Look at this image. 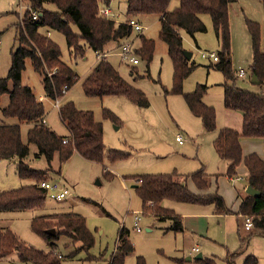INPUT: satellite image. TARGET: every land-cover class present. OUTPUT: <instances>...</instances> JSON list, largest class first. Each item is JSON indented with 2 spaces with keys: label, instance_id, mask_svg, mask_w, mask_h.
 I'll list each match as a JSON object with an SVG mask.
<instances>
[{
  "label": "rangeland",
  "instance_id": "rangeland-1",
  "mask_svg": "<svg viewBox=\"0 0 264 264\" xmlns=\"http://www.w3.org/2000/svg\"><path fill=\"white\" fill-rule=\"evenodd\" d=\"M127 0H109L107 5L112 10V19L123 22L126 18L134 19L143 28L142 33L132 32L129 36L135 47L140 45L139 36L154 40L152 58L147 63L140 56L138 64L121 63L113 55L109 56L120 75L132 86L140 89L146 96L149 106L139 108L124 96L87 97L82 89V82L97 62V54L85 47L82 57L69 52L64 36L57 31H48L49 37L59 46L61 60L78 75L77 81L57 97L59 104L72 101L76 108L89 110L96 121L102 125L103 143L106 149L122 150L129 154L124 160L109 162L105 156L101 163L82 158L75 152L69 160L59 164L55 156L47 165L43 158L35 159L36 149L30 146L27 162L34 169L46 172V179L60 181L67 189L65 198L60 201L46 197L41 209L17 212H0V231L10 228L22 241L37 249L46 250L47 243L31 230L30 222L35 216L53 213H77L85 218L86 227L92 233L94 245L87 251L75 252L77 244L61 235L57 240V252L63 256V264H109L110 256L115 252L117 235L121 225L129 230V241L133 252L125 257L124 264H138L141 257L145 264H197L194 257L201 253L203 257H214L217 264H228L226 255L239 250L238 234L247 236L249 231L243 225L237 229L235 216L213 214L211 205L177 203L164 200L163 206L172 208L182 219L188 214L205 213L199 224L187 223V229L173 232L167 228L170 220H158L151 214H142L141 201L136 194L132 180L126 176L138 174H165L172 171L186 175L203 168L210 178L208 193L218 192L229 207H232L236 191L240 192L245 181H230L223 175L226 172L225 161L215 154L212 141L222 128L239 130L241 115L226 110L223 106L224 78L214 69L212 58L202 54L214 53L219 44L214 36L209 15L200 14L206 25V31L190 37L181 31L183 48L192 53L191 60L195 68L182 82V92L189 93L198 85L207 86L202 98L203 103L212 106L216 114V130L205 132L201 121L194 116L180 94L171 93L173 87V64L167 53L166 44L159 39V18L154 14L126 16ZM19 3L22 7L19 8ZM172 0L170 8L178 5ZM106 5H100L102 8ZM28 2L21 0H0V78L6 77L10 67V51L15 48L14 25L20 23L27 10ZM230 29L231 69L236 76L238 87L264 96V86L250 81L252 65L251 39L246 26V19L257 22L262 32L261 46L264 49V9L259 0H233L228 5ZM76 31V27L73 26ZM41 32L46 33L45 29ZM84 44L83 40L80 42ZM114 42L106 45L113 47ZM105 50V48H104ZM123 62V61H122ZM131 69L133 73L131 74ZM243 71V77L236 73ZM47 73H49L47 71ZM137 73V74H135ZM42 77L26 60L21 73V83L29 86L43 102L45 119L48 126L58 135H67L65 126L57 115L54 100L43 97ZM11 89V83L8 84ZM62 98V100H61ZM7 94L0 96V124H13V118H4L2 109L7 106ZM108 110L117 117V123L105 118ZM29 125H21L22 140L26 142ZM176 136H181L184 143L179 145ZM243 152L263 155L262 140L242 138ZM203 166V167H201ZM108 171L114 175L112 180L105 177ZM240 178L242 175L237 173ZM45 179V180H46ZM234 179V178H233ZM179 181H183L180 178ZM217 181V183H216ZM31 180H21L16 174L15 165L0 162V191L30 184ZM190 191L197 192L190 180ZM187 214V215H186ZM140 220L135 223L134 217ZM204 219V220H202ZM244 223V218L242 216ZM136 226L140 229L135 230ZM148 229V230H147ZM202 230V231H200ZM203 232V233H202ZM202 234V235H200ZM197 247L198 252L191 251ZM253 254L258 264H264V238L252 237L243 253L236 257L235 264H242L243 259ZM190 257V261L186 258ZM180 261V262H179ZM0 264H24L18 261L16 253L0 260ZM26 264V263H25Z\"/></svg>",
  "mask_w": 264,
  "mask_h": 264
},
{
  "label": "trees",
  "instance_id": "trees-1",
  "mask_svg": "<svg viewBox=\"0 0 264 264\" xmlns=\"http://www.w3.org/2000/svg\"><path fill=\"white\" fill-rule=\"evenodd\" d=\"M28 7L20 23L14 25L16 43L10 51V67L6 77L0 78V96L7 94L9 102L1 113L4 118L16 120L13 124H0V161L15 162L16 174L21 180H31L30 184L0 191V212H17L41 209L46 201V191L39 183L46 179V172L34 169L27 159L30 146L35 147L34 158H43L49 165L54 156L59 164L70 159L76 152L82 158L101 163L103 156L109 162L124 160L129 154L116 149H106L103 143L102 125L89 110L75 107L72 101L59 105L58 115L68 135L60 136L43 123L45 111L43 102L37 99L29 86L21 83V73L26 60L41 77L45 96L54 100L62 94V89L69 90L78 79L77 73L61 60L59 46L41 29L57 31L64 36L69 52L82 57L85 47L96 54L104 52L110 42H117L129 37L133 29L126 21L99 15L101 4L106 6L109 0H26ZM25 1V2H26ZM172 0H127L126 16L154 14L158 16L160 28L158 37L167 46V53L173 64V87L171 93L183 96L190 112L201 121L205 132L216 130V114L212 106L203 103L202 98L207 86L198 85L189 93L182 92V82L195 68L192 60L184 56L181 31L194 39L197 33L206 31V25L200 14L209 15L214 36L219 44L216 52L217 61L212 65L223 75V106L230 112L241 115L239 130L220 129L213 140L217 156L227 162L224 175L237 176V167L243 164L246 186L258 191V195L244 193L238 209L233 212L224 198L216 191L208 193L210 178L203 168L182 175L174 171L165 174H138L126 176L132 180L137 196L141 201L142 214H151L158 220H170L167 228L173 232H182L180 215L163 206L164 200L177 203L211 205L214 214L235 213L249 216L252 231L245 237L239 236V250L232 257L243 253L253 235L264 236V160L256 153L243 156L240 141L242 138H259L264 147V96L236 85V76L231 69L230 29L228 5L233 0H177L170 8ZM264 9V0H259ZM105 7V6H104ZM38 16L32 19L30 11ZM76 27V31L73 29ZM246 26L251 39L252 65L250 76L258 80V86H264V49L261 46L262 32L257 22L246 19ZM83 40L84 44L80 42ZM140 45L134 48L136 57L150 62L154 51V40L139 36ZM192 57V56H191ZM47 71L49 73H47ZM133 70L131 69V74ZM137 74V73H135ZM251 79V78H250ZM11 83V89L8 84ZM82 89L87 97L124 96L139 108L149 106L148 99L140 89L126 81L108 57L98 59L96 65L82 82ZM105 118L117 123V117L105 110ZM29 125L26 142L22 140L21 125ZM66 140L65 143L63 141ZM104 175L112 180L114 175L108 171ZM183 178V181H179ZM190 180L197 192L187 186ZM33 232L46 243L47 249L40 250L22 241L11 229L0 231V260L16 253L18 261L26 264H63V256L57 252V240L61 235L68 237L77 246L78 251L89 250L94 245L92 233L88 230L85 218L77 213H56L33 217L30 222ZM54 230V233L47 231ZM129 230L120 226L115 252L110 256L109 264H124L125 257L133 252L129 241ZM138 264H145L137 257ZM180 262V261H179ZM197 264H217L214 257L195 259ZM242 264H258L253 255H247Z\"/></svg>",
  "mask_w": 264,
  "mask_h": 264
},
{
  "label": "built area",
  "instance_id": "built-area-1",
  "mask_svg": "<svg viewBox=\"0 0 264 264\" xmlns=\"http://www.w3.org/2000/svg\"><path fill=\"white\" fill-rule=\"evenodd\" d=\"M21 1H26V0H21ZM22 7V4L19 3V8ZM27 9H29V7H27ZM99 15L102 17H107L108 18V10L107 9H103L99 7ZM30 15L32 17V19H36L38 14L36 11L31 10L30 11ZM127 25H129L132 29L133 32H137V33H142L144 28L137 23L134 19H127L125 20ZM134 46L132 44L131 41H124L123 43L120 44L119 50H118V55L120 56L121 60L123 62H126L128 64L131 65H136L138 64V60L134 54ZM108 53H101V54H97L98 59L100 58H104V57H108ZM203 57H210L212 58L213 61H217V57L214 53H209V54H202ZM237 77H243L244 73L242 70H240L239 72L236 73ZM65 91V88L62 89V92ZM59 101L60 99L55 98L54 99V106L59 109ZM43 123L44 120H43ZM176 141L179 142L180 144L183 143V139L181 136H177L176 137ZM66 140L63 141V143H65ZM40 187L43 188L46 191V195L53 200L56 201H60L63 198H65L66 194H67V189L63 188V185L60 183V181L58 180H54V179H46V180H42L39 183ZM244 218V228L246 230H251L252 229V220L251 217L249 216H243ZM140 220L139 216H135L134 217V222L137 223ZM122 226V225H121ZM135 230L137 232L140 231V229L138 228V226H136ZM195 251H197V249H195Z\"/></svg>",
  "mask_w": 264,
  "mask_h": 264
},
{
  "label": "crops",
  "instance_id": "crops-1",
  "mask_svg": "<svg viewBox=\"0 0 264 264\" xmlns=\"http://www.w3.org/2000/svg\"><path fill=\"white\" fill-rule=\"evenodd\" d=\"M101 8V7H100ZM103 9H107L108 10V18H111L112 19V16L110 15V14H112V10H110V8H108L107 6L106 7H102ZM128 18H126L125 20H127ZM118 22V21H117ZM44 33V32H43ZM46 34L48 35L49 34V32H46ZM49 36V35H48ZM133 41V40H130V38L129 37H127V38H124V39H122V40H119V41H117V42H114L115 43V45H113V47L112 46H110L109 47V49H106V47H105V50H104V53H108L109 55H108V58H109V56L110 55H113V57H115V58H117L118 60H119V62H121V63H124V62H122V60H121V58H120V56L118 55V50H119V47H120V44L121 43H123L124 41ZM109 44V43H108ZM107 44V45H108ZM132 44H133V42H132ZM133 46H134V44H133ZM135 47V46H134ZM97 61H98V57H97ZM97 63V62H96ZM96 65V64H95ZM94 65V66H95ZM93 66V67H94ZM44 93V92H43ZM43 97H45V98H47L46 96H45V94H43ZM37 99L39 100V101H41V97H37ZM61 100H62V98H61ZM233 113H237V114H239L238 112H233ZM57 115H58V109H57ZM240 115V114H239ZM59 116V115H58ZM45 117V116H44ZM241 117V116H240ZM44 122H45V124L48 126V124H47V121H46V119L44 118ZM241 127V126H240ZM66 129V128H65ZM236 129V128H235ZM240 129V128H239ZM67 135H68V132H67ZM61 136H63V135H61ZM177 137V136H176ZM246 139V138H245ZM213 142V141H212ZM183 143H184V141H183ZM182 143V144H183ZM178 144L179 145H182V144H180L179 142H178ZM240 145H241V149H242V154H243V156H246V155H248V154H246L245 152H243V145H242V142L240 141ZM261 145H262V148H263V151H264V147H263V142L261 143ZM76 153V152H75ZM77 154V153H76ZM215 154H216V152H215ZM250 154V153H249ZM77 155H79V154H77ZM217 155V154H216ZM258 155V154H257ZM56 156V155H55ZM54 156V157H55ZM262 160H264V152H263V155L262 154H259L258 155ZM57 157V156H56ZM219 158V157H218ZM54 159V158H53ZM220 159V158H219ZM58 160V159H57ZM1 162V161H0ZM3 162H7V163H11V164H13V165H15V162H8V161H3ZM221 162H224V161H222L221 160ZM225 164H226V169H227V166H228V164H227V162H225ZM15 167H16V165H15ZM201 167H203V166H201ZM246 169H245V167H244V165L243 164H240L238 167H237V173L239 174V175H242V177L240 178L239 176H236V177H228V176H226V175H224L225 176V179H229L230 181H233V180H235V181H239V180H242V181H245L244 180V177L246 176ZM234 178V179H233ZM216 183H217V181H216ZM133 187V186H132ZM246 183L242 186V190L240 191V192H238V191H236V193H235V199H234V203L232 204V207H229V205H227V202L225 201V203H226V206L230 209V210H232L233 212H235L237 209H238V207H239V204L241 203V200H242V198H243V195H244V193H245V189H246ZM170 209H172V208H170ZM173 210V209H172ZM213 210V209H212ZM174 211V210H173ZM175 212V211H174ZM62 213H68V212H62ZM176 213V212H175ZM53 214H56V213H53ZM176 214H178V213H176ZM214 214V213H213ZM41 215H50V214H41ZM179 215V214H178ZM187 215V214H186ZM215 215H217V214H215ZM219 216H228V215H230V216H235V221H236V225H237V229L239 228V226H242L243 225V229L244 230H246L245 228H244V224H243V221H242V216H240V215H236L235 213H230V214H218ZM40 216V215H39ZM36 217V216H35ZM181 217V216H180ZM197 218V222H196V224H199L200 223V221H201V218H207V214H205V213H194V214H188V216L187 217H185L184 219H182L181 218V222H182V227H183V230L184 229H187V223H191V222H195V219ZM202 220H204V219H202ZM10 229V228H9ZM14 231V230H13ZM200 231H202V230H200ZM246 231H249V232H251L252 231V229L251 230H246ZM203 233V232H202ZM200 235H202V234H200ZM239 236H241L240 235V233L238 234V240H239ZM241 237H245V236H241ZM252 237H261V238H264V236H261V235H253ZM251 237V238H252ZM251 240V239H250ZM240 244V243H239ZM195 249H197V251H195ZM191 251H195V252H198V248L197 247H192L191 248ZM198 254V253H197ZM196 254V255H197ZM61 255V254H60ZM232 255V253L230 254V253H228L227 255H226V261L228 262V264H235V259H236V257L237 256H235V257H232L231 256ZM250 255H253V254H250ZM239 256V255H238ZM254 256V255H253ZM257 258V257H256ZM257 260H258V258H257ZM186 261H190V260H186Z\"/></svg>",
  "mask_w": 264,
  "mask_h": 264
},
{
  "label": "water",
  "instance_id": "water-1",
  "mask_svg": "<svg viewBox=\"0 0 264 264\" xmlns=\"http://www.w3.org/2000/svg\"><path fill=\"white\" fill-rule=\"evenodd\" d=\"M183 53H184V56H185V58H186L187 60H190V59H191V56H192V53H191V52H189V51H184ZM250 81H251V83H253V84H258V83H259L258 80L256 79V77H255L254 75H251V79H250ZM133 187L135 188L136 185H133ZM245 193L248 194V195H253V196H254V195H258V191L252 189L250 186H247V187H246V189H245ZM147 230H148V229H147ZM47 232H48V233H54V230H50V231L48 230ZM200 258H202V254H201V253H198V254L194 257V259H200ZM186 260H191V258H190V257H187Z\"/></svg>",
  "mask_w": 264,
  "mask_h": 264
}]
</instances>
